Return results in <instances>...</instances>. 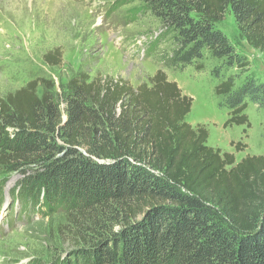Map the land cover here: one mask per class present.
<instances>
[{
	"label": "trees",
	"instance_id": "16d2710c",
	"mask_svg": "<svg viewBox=\"0 0 264 264\" xmlns=\"http://www.w3.org/2000/svg\"><path fill=\"white\" fill-rule=\"evenodd\" d=\"M138 1L177 44L169 67L207 51L221 68H246L217 29L228 10L264 60V0ZM43 61L60 65L59 49ZM53 90L39 79L0 99V172L19 175L14 195L40 217L63 211L80 240L50 264H264V156L235 163L206 146L207 131L185 121L191 99L164 72L136 89L79 76ZM215 94L230 113L224 127H249L247 101L264 109L252 76L236 88L224 78ZM110 205L122 215H89Z\"/></svg>",
	"mask_w": 264,
	"mask_h": 264
},
{
	"label": "rangeland",
	"instance_id": "374dc122",
	"mask_svg": "<svg viewBox=\"0 0 264 264\" xmlns=\"http://www.w3.org/2000/svg\"><path fill=\"white\" fill-rule=\"evenodd\" d=\"M141 6L138 0H0V99L39 79L49 81L59 95L62 85L79 76L89 81H122L136 89L160 70L191 99L185 121L207 131L206 146L232 154L235 163L247 156H264V109L247 101L244 114L249 127H224L230 113L220 107L224 98L215 94L216 86L227 77L234 78L235 88L250 76L264 83L263 56L240 37L230 10L217 29L248 61L242 70L221 68V61L207 51L199 62L167 66L164 58H170L177 44L156 19L139 11ZM54 49H59L61 62L51 67L43 56ZM217 68L219 78L213 73ZM59 109L63 113L64 105ZM238 143L237 152L234 145ZM19 179L17 174L0 172V264L53 263L80 241L75 227L60 209L42 218L22 195L16 197ZM115 212L122 215L114 205L89 215L110 217ZM77 230L84 232L80 226Z\"/></svg>",
	"mask_w": 264,
	"mask_h": 264
},
{
	"label": "built area",
	"instance_id": "2783aa9c",
	"mask_svg": "<svg viewBox=\"0 0 264 264\" xmlns=\"http://www.w3.org/2000/svg\"><path fill=\"white\" fill-rule=\"evenodd\" d=\"M136 43L138 44V46H142V41L141 40H137Z\"/></svg>",
	"mask_w": 264,
	"mask_h": 264
}]
</instances>
